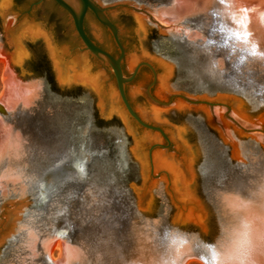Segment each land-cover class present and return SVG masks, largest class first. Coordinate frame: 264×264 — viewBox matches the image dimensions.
<instances>
[{
  "label": "water",
  "instance_id": "water-1",
  "mask_svg": "<svg viewBox=\"0 0 264 264\" xmlns=\"http://www.w3.org/2000/svg\"><path fill=\"white\" fill-rule=\"evenodd\" d=\"M33 1L0 0V264H207L233 229L264 264V0Z\"/></svg>",
  "mask_w": 264,
  "mask_h": 264
},
{
  "label": "clouds",
  "instance_id": "clouds-1",
  "mask_svg": "<svg viewBox=\"0 0 264 264\" xmlns=\"http://www.w3.org/2000/svg\"><path fill=\"white\" fill-rule=\"evenodd\" d=\"M253 195L264 196V191H257ZM212 247L216 249V253L213 258L208 259L207 264H253L252 239L248 231L233 229L225 235L224 239L218 238Z\"/></svg>",
  "mask_w": 264,
  "mask_h": 264
},
{
  "label": "rangeland",
  "instance_id": "rangeland-1",
  "mask_svg": "<svg viewBox=\"0 0 264 264\" xmlns=\"http://www.w3.org/2000/svg\"><path fill=\"white\" fill-rule=\"evenodd\" d=\"M3 68H4V62L0 61V93L3 90V83H2V80H1ZM58 253H59V249L53 248L52 254H51L52 260H56L57 259ZM186 263L187 264H202L201 262H199L197 260H192V259L188 260Z\"/></svg>",
  "mask_w": 264,
  "mask_h": 264
},
{
  "label": "flooded vegetation",
  "instance_id": "flooded-vegetation-1",
  "mask_svg": "<svg viewBox=\"0 0 264 264\" xmlns=\"http://www.w3.org/2000/svg\"><path fill=\"white\" fill-rule=\"evenodd\" d=\"M22 1H24V0H13V3H14V5H17V4H21L22 3ZM38 0H35V1H33V2H31L30 4H29V8L26 10V12H29L30 11V9H31V7H33V6H36V5H33L35 2H37ZM43 1V0H42ZM54 1V0H53ZM42 3V2H41ZM54 3L56 4V2L54 1ZM57 5V4H56ZM58 6V5H57ZM111 53V52H110ZM112 55H114L113 53H111ZM115 56V55H114ZM114 77V76H113Z\"/></svg>",
  "mask_w": 264,
  "mask_h": 264
},
{
  "label": "bare ground",
  "instance_id": "bare-ground-1",
  "mask_svg": "<svg viewBox=\"0 0 264 264\" xmlns=\"http://www.w3.org/2000/svg\"><path fill=\"white\" fill-rule=\"evenodd\" d=\"M0 61H2V59H0ZM56 249H59V247H55ZM187 264V263H186Z\"/></svg>",
  "mask_w": 264,
  "mask_h": 264
}]
</instances>
